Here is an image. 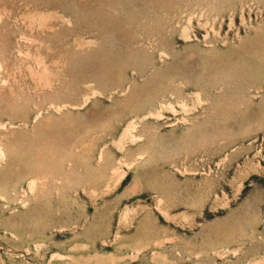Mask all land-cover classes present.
<instances>
[{
	"label": "rangeland",
	"instance_id": "rangeland-1",
	"mask_svg": "<svg viewBox=\"0 0 264 264\" xmlns=\"http://www.w3.org/2000/svg\"><path fill=\"white\" fill-rule=\"evenodd\" d=\"M0 264H264V0H0Z\"/></svg>",
	"mask_w": 264,
	"mask_h": 264
}]
</instances>
